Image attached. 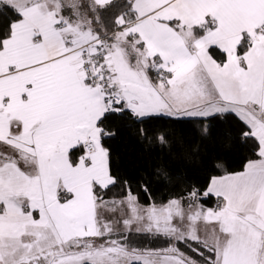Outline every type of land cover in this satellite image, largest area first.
Returning <instances> with one entry per match:
<instances>
[{
    "label": "snow or ice",
    "instance_id": "6c2138e0",
    "mask_svg": "<svg viewBox=\"0 0 264 264\" xmlns=\"http://www.w3.org/2000/svg\"><path fill=\"white\" fill-rule=\"evenodd\" d=\"M0 264H264V0H0Z\"/></svg>",
    "mask_w": 264,
    "mask_h": 264
},
{
    "label": "trees",
    "instance_id": "16d2710c",
    "mask_svg": "<svg viewBox=\"0 0 264 264\" xmlns=\"http://www.w3.org/2000/svg\"><path fill=\"white\" fill-rule=\"evenodd\" d=\"M152 124H163L164 121H152ZM121 127V131L119 134L112 140H109L107 143L111 147L112 156L114 163L118 166L121 174L134 176L140 169L145 168L149 161L153 158L154 154L150 153L144 145L139 143L134 135H132L126 128L122 125H118ZM217 127H221L218 125ZM210 151H219V145H213L212 142H209L207 145ZM247 155L246 150L244 148L236 149L227 154V164L229 170L239 171L241 170V165L243 158ZM120 189L113 188L109 193V197H111L114 193H118ZM172 193L161 187L155 186V191L153 195L157 198L159 202L161 197L165 200ZM141 203L146 201V196L141 193ZM216 202L215 197L209 198L205 201L206 206H213ZM139 241L145 245L150 246H162L161 241H151L146 237L138 238Z\"/></svg>",
    "mask_w": 264,
    "mask_h": 264
}]
</instances>
